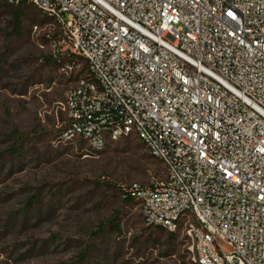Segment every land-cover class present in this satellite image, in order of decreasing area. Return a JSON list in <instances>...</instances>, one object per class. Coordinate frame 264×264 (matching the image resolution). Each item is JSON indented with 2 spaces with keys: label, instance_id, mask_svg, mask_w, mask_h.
<instances>
[{
  "label": "built area",
  "instance_id": "2783aa9c",
  "mask_svg": "<svg viewBox=\"0 0 264 264\" xmlns=\"http://www.w3.org/2000/svg\"><path fill=\"white\" fill-rule=\"evenodd\" d=\"M27 1L58 26L51 56L88 64L63 141L138 138L167 170L126 189L145 223L182 230L188 264H264V0Z\"/></svg>",
  "mask_w": 264,
  "mask_h": 264
},
{
  "label": "rangeland",
  "instance_id": "374dc122",
  "mask_svg": "<svg viewBox=\"0 0 264 264\" xmlns=\"http://www.w3.org/2000/svg\"><path fill=\"white\" fill-rule=\"evenodd\" d=\"M22 12L19 35L0 0V264H188L184 232L148 226L123 199L131 183L167 176L138 138L101 152L63 141L62 102L86 62L69 74L47 62L58 26L31 3Z\"/></svg>",
  "mask_w": 264,
  "mask_h": 264
},
{
  "label": "trees",
  "instance_id": "16d2710c",
  "mask_svg": "<svg viewBox=\"0 0 264 264\" xmlns=\"http://www.w3.org/2000/svg\"><path fill=\"white\" fill-rule=\"evenodd\" d=\"M6 1V4L8 5V6H10V7H12V9H13V15H14V21H13V23H14V26H15V28L17 29V34H19V35H22V28H23V23H24V15H23V12H22V8L24 7V6H26V4L27 3H29L27 0H17L15 3H10V2H8L7 0H5ZM39 11H41L40 9H39ZM42 12V11H41ZM46 15V14H45ZM46 19L47 20H52L53 21V18L51 17V16H48V15H46ZM50 23H52V22H50ZM77 57H79V58H83L82 56H78V55H74V54H72V55H70V56H68V55H64V56H61V59L60 60H58L57 58H54V57H52V56H49L48 58H47V62H49L50 60H52V62H54V63H57V65H60L61 63H65V62H74V63H79L77 60H76V58ZM86 62V61H85ZM86 67H87V74H88V76L90 77V74H89V72H88V64H87V62H86ZM103 151V150H102ZM99 152H101V151H99ZM148 156L149 157H153L150 153H148ZM154 158V157H153ZM156 159V158H155ZM158 160V159H157ZM122 194H123V199H124V201H126V202H130V201H132V200H136L135 198H133L132 196H131V194H130V192L128 191V190H126V189H123V192H122ZM136 201H138V200H136ZM139 202V201H138ZM113 229L114 230H119L120 229V223L119 222H115L114 224H113ZM169 234H170V236L174 239L175 237H176V233L175 232H169Z\"/></svg>",
  "mask_w": 264,
  "mask_h": 264
}]
</instances>
